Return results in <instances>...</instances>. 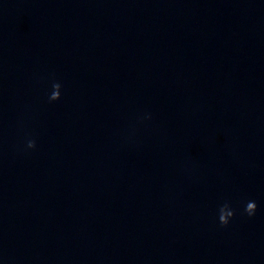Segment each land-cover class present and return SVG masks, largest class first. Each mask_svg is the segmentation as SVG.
Listing matches in <instances>:
<instances>
[{
  "label": "water",
  "instance_id": "obj_1",
  "mask_svg": "<svg viewBox=\"0 0 264 264\" xmlns=\"http://www.w3.org/2000/svg\"><path fill=\"white\" fill-rule=\"evenodd\" d=\"M0 264H264V0H0Z\"/></svg>",
  "mask_w": 264,
  "mask_h": 264
},
{
  "label": "clouds",
  "instance_id": "obj_2",
  "mask_svg": "<svg viewBox=\"0 0 264 264\" xmlns=\"http://www.w3.org/2000/svg\"><path fill=\"white\" fill-rule=\"evenodd\" d=\"M61 84L58 82H53L52 84V92L49 96V102L57 101L61 98ZM150 119V116L147 117ZM27 149H35L36 148V142L33 139H28L26 143ZM257 211V204L255 201H248L246 203V206L244 208V213L248 217H253L256 214ZM235 216V210L231 208L230 204L225 202L220 208L218 213V219L219 224L222 227H227L230 223V221Z\"/></svg>",
  "mask_w": 264,
  "mask_h": 264
}]
</instances>
